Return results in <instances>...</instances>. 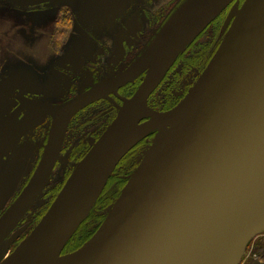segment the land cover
I'll list each match as a JSON object with an SVG mask.
<instances>
[{
	"label": "water",
	"instance_id": "1",
	"mask_svg": "<svg viewBox=\"0 0 264 264\" xmlns=\"http://www.w3.org/2000/svg\"><path fill=\"white\" fill-rule=\"evenodd\" d=\"M0 1L22 8L56 0ZM122 1L65 3L97 16ZM235 1L187 0L117 76L63 105L27 102L29 113L40 110L53 123L32 180L0 219V244L48 183L72 118L144 75L5 264L242 262L251 240L264 231V0H245L229 16L233 21L218 49L176 107L157 112L148 106L178 57ZM11 119L0 117V130ZM152 132V144L98 230L80 248L63 254L118 164ZM10 146L7 142L0 153Z\"/></svg>",
	"mask_w": 264,
	"mask_h": 264
},
{
	"label": "flooded vegetation",
	"instance_id": "2",
	"mask_svg": "<svg viewBox=\"0 0 264 264\" xmlns=\"http://www.w3.org/2000/svg\"><path fill=\"white\" fill-rule=\"evenodd\" d=\"M179 1L180 0H175L173 2L169 1L166 6L158 10L154 14L155 23L153 24L151 20L148 31H150L153 28L159 30L164 25L166 20L171 16V12L177 6ZM237 2L238 4H236ZM243 3L244 0H237L233 2L195 40L196 42L194 41L195 43L194 42H193L194 44L192 43L193 44L192 47L202 40L200 37L209 28H213L217 24H218V28L216 34V41L220 40L221 43L223 38L222 33L224 28H227L226 29L227 31L233 21V18L229 19V16L230 15L232 16L233 12L239 9ZM49 4L50 3L31 5L25 10L31 12H44L49 7ZM69 9L72 8L63 7V5L59 8L58 16L56 17L57 24L59 23L70 26L69 23L74 13ZM140 10L141 9L138 7L137 13L140 12V14H142V11ZM146 27L148 26H145V28ZM142 28H144V25H142ZM148 31H146V33L144 32L140 36L138 35L137 36L141 38H145ZM60 37L61 35L58 34L56 40H58ZM149 40L150 37L146 38L142 46H145V44ZM52 43L54 44V46H52L51 49H53L52 55L54 56L56 54L54 49L60 43L59 41H52ZM134 46H135L134 35L125 37L121 41V43L117 46V48L115 49L114 58L122 67L121 69L114 71V73H112L113 75L111 76H107L103 78L96 77L99 72H101L103 69L107 67L106 64H102V68L100 63L96 65L97 63L96 58H98V56L104 57L107 54L106 51H108V49L111 48L112 46L101 49L99 54H97L95 58L92 57L87 67H83V65L80 62H78L76 64L77 65L76 68L78 69L85 68V73H87V71L88 73H91L92 78L89 77L91 81L88 83V85H86V88L84 89H82L83 86L79 87V89L77 88L74 90L70 89V91H68L66 95V98L62 96L61 99L56 103L34 101L31 100L32 98L31 99L24 98V97H20L19 95L6 96L5 100L9 99L12 101L1 105L2 111H0V117L6 115H12V119L2 127V129L0 130V136H3L7 132L10 133L14 132V134H11L12 137L0 141V149L2 148V146H5L7 142H11L10 147H13L9 151L2 150V152L0 153V219L4 216L7 210L14 204V202L23 193V191L26 189V187L32 180L40 164V161L43 157L45 147L50 137L49 132L50 129L52 128L53 118L50 115L43 113L40 110H35L34 111L35 113L34 112L29 113V107L27 106V102H37V103H44L51 105L66 104L67 102L71 101L80 94L90 90L94 85L110 80L113 77L117 76L119 73L126 70L135 61V59L139 57L140 54L142 53V51L139 50L136 51ZM188 48L183 54H181L178 57L177 61L170 69V71L167 73L166 77L164 78L160 86L149 97L148 105L149 107H151V105L154 106L152 109L158 112H166L176 107L187 96V94L193 88V86L195 85V83L197 82L200 76H198L193 83H190L187 86L184 85L183 91L178 94L176 92L180 90V88L183 86L182 83L183 77L189 74L194 69L198 70L201 75L204 69L206 68L207 64L209 63L210 60L207 62V59H204L202 62L192 60L190 57L191 48L189 49ZM83 78L84 77L82 76V74L78 71V75L76 76V79L79 81V85L81 84V80ZM143 78L144 75L138 78L135 81L136 83L134 82L135 83L134 85H132L133 83H130L124 88L120 89L119 95H110L109 98H102L88 105L72 118L67 129L62 151L55 164V167L52 171L48 183L44 186L43 190L39 193L34 203L25 213V215L20 220L18 225L14 228V230L11 233L8 234V236L0 244V258H1L0 263L4 260L6 256L11 255L16 250V248L22 243V241H24L28 237V235H30L32 230L35 228V226L39 223V221L42 219V217L51 207V205L57 198L58 194L64 187L65 183L68 181L69 177L73 173L75 167L71 169L68 168L63 173L64 181H62L61 184L58 185L57 187H53V189L47 192L49 186L53 181L56 171L61 166V161L63 156L68 154V159L76 162L77 165L84 158V156L90 151L93 144L96 143L101 138L103 133L112 124V121H114L118 115L119 112L118 107H121L123 105L124 99H129L134 95L135 91L137 90L135 87L136 84L139 83L140 85ZM74 79L75 77L73 78V81ZM161 88L162 90L160 94H157ZM112 99L116 101L115 105L111 103ZM93 109H95L96 111L92 113L90 116H87L89 115L88 112ZM39 115H45L46 117L44 118L45 120L46 119L47 120L44 121L42 124H38L37 122L31 128H28L29 127L28 123L32 119V117H40ZM84 117H88V118L84 119ZM74 132H76V136L74 137V139H72V137L70 136ZM151 138L152 137H148L142 140L140 143H138V145L132 148L131 151L118 164L111 179L108 181V184L106 186L108 194L101 199V202L99 201L100 203L98 209L102 208L100 207L101 204L105 206L110 201H113L116 198L117 193L127 183L128 181L127 177L138 167L139 163H137L138 162L137 159L140 156L142 150H144L143 146L149 144ZM72 140L73 142L70 144ZM67 143L69 145H72L69 149H67ZM40 201L42 202V207L39 211L35 213L34 216L35 218L31 222L32 228L29 227V229L25 230L30 224L29 223L27 225V221L30 214H33L35 205ZM91 215H95V218H93L94 224L92 227H96L97 222L101 219L103 214L98 213L97 210H95L94 208L90 216Z\"/></svg>",
	"mask_w": 264,
	"mask_h": 264
},
{
	"label": "rangeland",
	"instance_id": "3",
	"mask_svg": "<svg viewBox=\"0 0 264 264\" xmlns=\"http://www.w3.org/2000/svg\"><path fill=\"white\" fill-rule=\"evenodd\" d=\"M65 1L66 0H56L50 2L49 7L44 12H31L25 10L29 6L21 8L7 1H0V96L6 97L19 95L24 98H32L31 100L34 101L56 103L62 96L66 98L70 89H79L81 86H83L82 89H84L91 81L89 77L92 78V74L88 73V71L85 73V68H76V64L80 62L83 67H87L92 57L95 58L101 49L109 46L112 47L106 51L107 54L104 57L98 56V58H96V65L100 63L101 68L102 64L107 65V67L99 72L96 77L103 78L113 75L112 73H114V71L119 70L122 67L114 58L115 49L121 41L127 36L134 35V48L136 51H143L161 29L158 30L153 28L148 31L151 20L153 24L155 23L154 14L166 6L169 1L173 2L175 0H124L110 8L108 11L105 10L106 12L97 16H89L85 14L76 5L74 6V9L71 5V7L68 6ZM186 1L187 0H180L171 12V16ZM62 5L63 7L72 8L69 10L74 13L69 23L70 26L59 23L57 24L56 22L58 10ZM138 7L141 9L140 11H142V14H140V12L137 13ZM142 25H144V28H142ZM145 26L148 27L145 28ZM214 27L215 28L212 29L209 28L200 38L204 41L208 36L217 34L218 24ZM146 31L148 32L145 38L138 37L144 32L146 33ZM58 34L61 35V37L56 40ZM148 37H150V40L145 46H142L145 39ZM52 41H59L60 43L54 49L56 52L54 56L52 55L53 49H51L52 46H54ZM219 45L220 40L217 41V47ZM78 71L84 77L81 80L80 85L79 81L76 79ZM198 76H200V72L196 69L185 75L182 80L183 86L181 84L182 87L176 93H181L184 85L187 86L190 83H193ZM74 77L75 79L73 81ZM138 85L139 83L136 84V89ZM162 88L157 94H160ZM10 101L12 100H2L0 103L2 105L9 103ZM111 103L115 105L116 101L112 99ZM121 107H118V110H120ZM153 107L154 106L151 105V108ZM95 111V109L89 111V115L87 116H90ZM39 116L40 117H32L28 123V128H31L37 122L38 124H42L47 120L44 118L46 117L45 115ZM85 118L88 117H84V119ZM75 136L76 132L72 133L70 137L74 139ZM154 136V134L151 136L150 145L152 144ZM72 142L73 140L70 144ZM149 144L143 146L144 150L140 153L137 163L141 162L144 154L150 146ZM71 146L72 145L67 143V149ZM75 166L76 162L68 159V154L63 156L61 166L56 171L47 192L53 189V187L60 185L61 182L64 181L63 173L68 168L71 169ZM122 189L117 193L116 198L112 202L110 201L107 205H113ZM107 194V188H105L94 207L98 213L103 214L101 219L97 222V226L92 227L95 215H91L84 221L81 229L79 228L80 231L85 227H88L91 231L98 229L101 221L106 217L107 210L103 209V207H107V205L104 206L103 204L100 205L102 208L98 209L99 203ZM41 207L42 202L40 201L35 205L33 214H30L27 225L30 224L25 230L29 229V227L32 228L31 222L35 218V213L39 211ZM78 230L72 238L77 235ZM260 246L264 247V231L251 240L240 264H264V255H254L255 253L260 252V249H258ZM255 249L257 250L255 251ZM67 253L68 252L65 251L63 252V254Z\"/></svg>",
	"mask_w": 264,
	"mask_h": 264
},
{
	"label": "trees",
	"instance_id": "4",
	"mask_svg": "<svg viewBox=\"0 0 264 264\" xmlns=\"http://www.w3.org/2000/svg\"><path fill=\"white\" fill-rule=\"evenodd\" d=\"M215 28V27H213ZM212 29V28H211ZM211 32V31H210ZM209 32V34H210ZM208 34V35H209ZM196 42V41H195ZM194 42V43H195ZM193 43V44H194ZM190 45L189 48L192 47V45ZM188 48V49H189ZM217 49V41H216V34H214L213 36H208L206 38V40H201L199 43L195 44L192 48H191V52H190V57L192 60L195 61H199L202 62L204 59H207V62L211 59L212 55L215 53ZM102 198V197H101ZM100 198V199H101ZM99 199V201H100ZM112 202V201H111ZM111 205H107V207H103V209H107L109 208ZM104 220V219H103ZM103 221H101L102 223ZM100 223V225H101ZM82 227V226H81ZM80 227V229H81ZM99 228V227H98ZM80 229L78 230L77 235L74 236V238H72V240L69 242V244L66 246L65 248V252L71 253L75 250H77L79 247H81L87 240H89L92 235L96 232V229L92 230L89 229L88 227L82 228V230L80 231ZM90 231V232H89ZM253 245V244H252ZM258 249H260L259 253H255L254 255H264V247L260 246L258 247ZM257 249H255L256 251ZM261 257V256H260Z\"/></svg>",
	"mask_w": 264,
	"mask_h": 264
},
{
	"label": "bare ground",
	"instance_id": "5",
	"mask_svg": "<svg viewBox=\"0 0 264 264\" xmlns=\"http://www.w3.org/2000/svg\"><path fill=\"white\" fill-rule=\"evenodd\" d=\"M153 133H154V132L150 133V134L147 135L144 139L150 137ZM91 212H92V209L89 211V213H88V215H87L86 218H88V217L90 216ZM76 232H77V231H76ZM76 232H75V233H76ZM10 256H11V255L6 256V257L4 258V260L2 261L1 264H5V263L9 260Z\"/></svg>",
	"mask_w": 264,
	"mask_h": 264
}]
</instances>
